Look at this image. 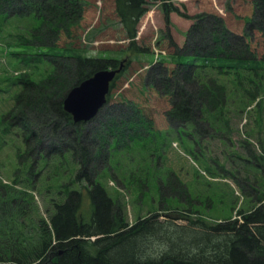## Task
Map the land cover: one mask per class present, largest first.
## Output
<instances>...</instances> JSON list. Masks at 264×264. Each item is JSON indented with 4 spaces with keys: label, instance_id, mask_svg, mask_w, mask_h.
<instances>
[{
    "label": "trees",
    "instance_id": "obj_1",
    "mask_svg": "<svg viewBox=\"0 0 264 264\" xmlns=\"http://www.w3.org/2000/svg\"><path fill=\"white\" fill-rule=\"evenodd\" d=\"M154 1H162L164 8L170 7L166 13L177 10L168 4L170 0ZM252 2L254 17L247 22L244 34L230 29L222 15L201 12L194 15L196 19L189 27L185 44L180 46L174 40L170 43L175 50L169 55L178 59L175 68L170 70L165 61L151 65L147 83L160 94L169 95L171 106L166 116L170 122L190 124L194 135H204L206 127L214 126L219 131L217 125L223 123L220 131L224 132L223 129L231 128L224 111L232 92L243 97L239 110L234 108L236 116H241L251 102L261 104L264 73L258 69L259 66L264 69V58H258L247 37L254 30L264 35V0ZM116 4L121 21L132 25L149 9L148 0H116ZM84 12V0H0V18H22L31 25L27 26L29 32L19 38L24 45L57 46L61 32L70 35L72 28L81 24ZM128 34L134 38L136 30L129 28ZM131 41L129 49L144 50L134 39ZM63 54L47 57L53 69L46 78L35 81L29 73L22 72L14 79L12 84H20L21 89L13 95L14 104L1 119L0 135H11L14 128L20 129L26 144L21 164L30 158L32 149L36 153L29 167L32 173L41 157L60 160L69 152L72 163L79 164L76 179L71 183L85 181V184L82 189L64 185L68 187L66 198L53 203L50 221L43 218L38 222L34 241L31 234L27 238L15 227V219L7 223L0 216V264H264L263 205L241 211L238 218L206 226L196 223L192 227L168 228L161 223L156 226L147 218L129 226L119 203L98 180V163L105 166L110 157L109 142L101 143L92 126L102 123L104 114L109 121H121L122 126L132 125L135 129L134 124H145L148 119H143L146 116L140 115L142 111L134 103L112 101L115 79L125 64L111 82L107 102L99 113L89 121L75 122L63 104L69 90L98 70L117 68L120 61L118 57ZM188 56L193 58L191 62L186 60ZM24 58L27 63L41 61ZM204 116L212 124L209 127L203 125ZM110 132L107 139L116 135ZM136 132L127 133L131 137ZM262 157L264 154L257 155L252 161L262 163L259 160ZM19 181L17 176L14 182ZM0 187L5 192L8 188L15 194L24 192L14 186ZM83 193L91 200L89 219L81 210ZM2 194L0 188L1 209L6 201L13 205L19 199L30 201L23 194L20 198L16 195L6 198ZM162 229L163 249L153 252L142 245L147 237H159Z\"/></svg>",
    "mask_w": 264,
    "mask_h": 264
},
{
    "label": "rangeland",
    "instance_id": "obj_2",
    "mask_svg": "<svg viewBox=\"0 0 264 264\" xmlns=\"http://www.w3.org/2000/svg\"><path fill=\"white\" fill-rule=\"evenodd\" d=\"M84 2L81 24L73 27L70 35L61 32L55 47L21 44L20 36L27 34V26H31L27 20L0 18V122L14 104L13 95L21 89L20 84H12L14 79L22 72L29 73L35 81L46 78L53 69L48 56L73 52L118 57L126 67L115 79L112 101L134 103L148 121L134 124L135 129L132 125L122 126L121 121H109L104 114L102 123L92 126V131L101 143L108 145L109 142L110 157L105 166L98 163V180L119 203L129 226L146 218L156 226L161 223L168 228L192 227L196 223L206 226L238 218L241 211L264 206V157L259 159L262 163L252 161L264 154V98L260 105L251 102L241 116H236L234 108L239 110L243 97L232 92L224 111L230 130L221 132L220 126L225 125L218 123L219 131L214 126L206 127L204 135H194L190 124L169 121L166 116L171 106L169 95L160 94L147 83V72L153 63L165 61L170 70L175 68L178 59L173 60L169 55L175 50L170 43L174 40L180 46L185 44L189 27L196 19L194 15L218 13L230 29L244 34L247 22L254 17L252 0H170L168 4L177 10L167 13L170 7L164 8L162 1L148 0L149 9L133 25L121 21L116 0ZM129 28L136 30L134 38L129 36ZM251 32L247 40L258 58H264L263 33ZM133 39L144 50L129 49ZM25 56L41 61L27 63ZM186 60L191 62L193 58L188 56ZM258 71L264 73L260 66ZM203 120V125H212L207 117ZM122 128L127 131L122 133ZM108 131L116 135L107 139ZM13 132L0 135V186H14L24 192L15 194L10 188L8 192L0 188L6 198L15 195L20 198L23 194L30 201L19 199L13 205L3 200L0 216L7 223L15 219V227L27 238L31 234L34 241L38 222L43 218L50 221L53 203L66 198L68 187L77 185L82 189L85 181L71 183L76 179L79 164L72 163L67 151L60 160L41 157L35 172H29L36 153L32 149L30 158L21 164L26 144L20 129L14 128ZM17 176L18 184L14 182ZM81 201L82 213L89 219L92 211L89 195L83 193ZM163 239L162 229L159 237H147L142 245L156 252L165 246Z\"/></svg>",
    "mask_w": 264,
    "mask_h": 264
},
{
    "label": "water",
    "instance_id": "obj_3",
    "mask_svg": "<svg viewBox=\"0 0 264 264\" xmlns=\"http://www.w3.org/2000/svg\"><path fill=\"white\" fill-rule=\"evenodd\" d=\"M123 67L121 61L117 68L98 70L69 90L63 104L75 122L89 121L99 113L107 102L111 81Z\"/></svg>",
    "mask_w": 264,
    "mask_h": 264
},
{
    "label": "bare ground",
    "instance_id": "obj_4",
    "mask_svg": "<svg viewBox=\"0 0 264 264\" xmlns=\"http://www.w3.org/2000/svg\"><path fill=\"white\" fill-rule=\"evenodd\" d=\"M190 138V137H189Z\"/></svg>",
    "mask_w": 264,
    "mask_h": 264
}]
</instances>
